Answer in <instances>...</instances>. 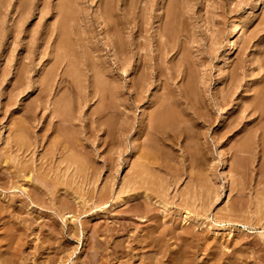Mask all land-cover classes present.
I'll return each instance as SVG.
<instances>
[{
    "label": "rangeland",
    "instance_id": "1",
    "mask_svg": "<svg viewBox=\"0 0 264 264\" xmlns=\"http://www.w3.org/2000/svg\"><path fill=\"white\" fill-rule=\"evenodd\" d=\"M75 1L76 3H74ZM252 1L253 0H109L108 3L110 2L109 5L112 7L113 11H111V14L108 15V13L99 14L98 7L100 4V0H0V174L4 175V172L7 174L10 172L14 174V172L17 170L11 164L12 162H15L16 164L18 163L17 161H19V164L21 165L24 162L23 165H28L29 167L31 165L36 166H34V168L33 166H31L29 170V172H33L34 177L37 172L41 173L39 174L40 177H42L41 175L45 173L47 176L52 172L51 169H49L51 168L49 165V159L46 157L47 151L51 149L52 138L54 136H58L59 133L63 134L65 137L67 134L68 137L70 136V139L68 140L77 139L75 141L77 149L76 151L74 150V154L78 152V159L85 163V166H87L88 162H91L92 165L95 164L94 167H96L97 173L95 172L96 177L94 176V179L93 177L91 178L93 181L95 180L93 182V186L95 185L97 186V188H101L100 186L106 184V181L107 184L109 182V187H111V185L114 183L113 185L117 191L119 187L121 188V184L125 182L126 177L128 179V173L130 172L129 164H131V161L133 159L132 157H130L132 156L130 155V145L132 142L131 140H133L134 133L133 130L130 128L134 125V127H139V120L142 118V111L149 110V112H151L155 108V106L152 104H154L157 96L165 98L166 96H170L172 94L175 98H179V100L176 98L178 100V106L175 107V109H177L176 117L173 120L171 119L170 121H165V123H156L154 126V131H157L156 133L159 132L160 134H162V136L165 137V141H160L159 143V141H157L152 135V137L150 138V142L152 143L153 141V143L151 144L149 142V147H156L159 146V144L161 145V147L159 146L160 153L157 154H159L158 156L160 158V163H162L161 167L152 168L153 170L150 174V180H152V185L159 187L160 190L162 189L161 192L164 194L166 191L167 194L163 195L164 197L162 196L163 198H161V200L158 196H152V199L155 200L157 198V200L167 204L169 210L166 211L163 218L161 217V215L160 219L164 220V222H162V224L164 223V226L166 224V226L169 225V222H171V218L173 219V222L176 221L177 224L174 223L177 225L176 227H174V231L176 232L174 234H176V237H174V234L172 235L173 237L171 235H166L167 238L165 237V239L160 242V246L162 247L158 246L154 249L144 247L141 249V247L139 246L140 244L137 243V240L142 239V236L145 235L144 230L149 227L150 221H141L139 218L137 219L136 217H134V214L132 215L133 211L131 212V210H135L134 201L132 199L128 200V198L126 200V202H128V206L125 205L124 207H122V209L117 210V212L113 211L115 209L107 210L108 212H110V214H107L108 212L106 211V215H103L102 217V215H96L99 209L93 207V204H91L90 206L92 208L88 206L90 205L89 203L92 201L88 197L84 196L86 197L85 201H88V205L84 207H82L83 205L81 203H75L73 200H70L72 199V196L69 195L76 196L78 194L79 196L82 195L81 192L80 194H76V192H74V194H69L66 188L67 186L61 187L62 184L57 183V192L55 193L56 197L55 200L52 199L55 202L52 203L53 201H51L48 196H46L43 192L41 193L40 189L43 187H41L39 184L37 185V183H35L34 181L26 183V181H24V179L19 176L16 177L15 180H17L16 182L18 185L24 186L22 187L24 192L21 193L18 190V192L16 190L12 191L11 189L9 190L5 187L4 189L2 188L4 191L0 195V203L2 205H6V199L9 196L14 197L17 204L15 210H12L11 212V209H7L5 210V212L3 211L0 216V240L2 241L5 239H9L12 245H15V252H17L16 255L18 260L17 262H19L18 264H140L142 258H146V256L150 257L148 258V260H145L144 264H150L151 261V264H177L178 259H174L175 257L174 255H172L171 251L179 250L178 252H180V249L177 248V243L179 242V240L182 239H184L185 242L190 243V249L189 252H187V254H189L187 255V258L188 260H190V264H264V115H262L264 114V108L260 109V112L254 109L256 103H259V105L264 106V0H262L260 6H258L257 9L254 10V13H252L254 15H249L248 10ZM25 3L26 5L24 6ZM71 3L73 7L71 6ZM59 13L62 15L60 16ZM59 16L60 19H58ZM241 16H243L244 19L242 29L240 30L238 35V45L236 50H234V52L230 54L231 63L229 64L228 68L224 70V66L222 65L223 61L221 60L224 56L223 47L226 41L225 39L228 37L229 32L239 21V19L242 18ZM62 17H64V22L62 20ZM106 22H112L111 24L113 25V29H108L104 25V23L106 24ZM62 23L65 25V29L61 28L60 30L64 31H57V29H59V27H57L55 32L59 33L55 34V25L58 26ZM51 29H53V31ZM71 30L72 34H70ZM68 34H70L71 36ZM59 35H63L62 37L65 36L66 38H68L66 39L67 45L65 47V52L68 51V53H71L69 57L66 56L68 58L66 61L65 56H63L65 53L62 52L63 59L60 57L59 60L61 61L62 59L63 61H61V63L63 64H60L58 60H55V56L53 58L50 52L52 50V53H54L52 47H56L55 44H57V41L60 38ZM73 36L76 39L73 38ZM121 36L122 38L126 39L127 42H129L128 44L123 43L125 45H123L121 51L122 53H119L117 51H114L116 48L113 47L112 44H114L113 42ZM46 37L48 40L46 39ZM57 37L59 38L57 39ZM78 38L80 40L79 42ZM89 39L90 41L88 42L87 40ZM45 40L47 41L45 42ZM90 42H93L96 46L93 45V43L91 44ZM72 45L74 47H72ZM81 46L83 50L81 49ZM94 46L95 48H93ZM75 48L77 49V51ZM44 49L48 51L46 52ZM48 52H50V56H52L51 59H47L49 55ZM88 54L90 56H87ZM57 55L59 54L57 53ZM71 56L75 57L72 58ZM56 57L59 58V56ZM70 57L72 59V62H74L73 65L70 62L71 59L69 60ZM79 57L82 60H80ZM92 60L94 63L89 62ZM77 61L79 63V68L81 67L80 69L78 68V66H76L78 65ZM80 61L84 64L80 63ZM69 62L71 63V65H69ZM88 62L90 65H88ZM140 62L142 63V66L140 65ZM54 64H57L56 67ZM102 64L105 66H103ZM138 64L140 65L139 70L144 68V66H147L146 69H144V73L146 72L147 75L149 74L151 76L152 81L150 79L149 81L152 82V85H150V89L147 92V96L152 98V102H145L143 103V105L139 104L138 106H134L133 109L131 108L132 110H128L129 107L127 105L129 101L127 98H125L126 93L120 96L116 94V96L114 97L110 96L109 90L112 85H115V88L119 87L122 81L124 83L123 85H125L127 90V87H129L130 80L133 78V76H135V74H133V70L136 66H138ZM26 65L28 67H25ZM67 65H69V67L76 66L74 68V71L79 74V77L77 76L78 74H75L72 68L69 69V67H66ZM86 65H88V68H90V70H88ZM117 65L120 67H118V72L116 73L115 67ZM85 67L88 71L85 69ZM67 68L69 70H66ZM104 68H106V70L110 68L112 71H114H111L112 73L109 72L108 77L112 76L111 74L116 75L113 76L112 79L106 78L107 74H104V77V75L102 74ZM152 69L159 74V77H157L156 75L154 76V72ZM25 70H27L28 72ZM55 70H57V72H55ZM70 70L74 73H71ZM78 70L80 72L82 71L81 73L84 72L86 74L85 75L83 73L85 80L81 81V79H83V75L80 74ZM26 72L28 73V75ZM59 72L61 73L56 75V73ZM88 72L95 74L96 76H93ZM25 73L28 76H26L27 78L23 76L25 75ZM62 73H67V75L63 77ZM42 74H44L43 77ZM74 74L77 78H79L78 80L76 77H74ZM90 75H92L94 78H92V76ZM54 76H56V79ZM48 77H50V79ZM60 77L64 78L66 81L63 79V82L58 83L57 79L59 80ZM89 77L92 79V81H101L100 83L98 82L100 86H108L106 87L107 89H104V91L102 92L106 94L108 93L109 95L107 94L108 96H106L105 94V97H102L101 102L98 95H96L94 98L92 97L89 99L91 103L88 100L85 101L89 104L88 105L84 102V99L81 98H85L84 96H91V94L88 95L89 92H87V88L91 89V87H87V84L91 86V79ZM114 77H116V79ZM101 78H103L104 80L102 79V81ZM71 81H75L77 83ZM39 82H42L41 84L43 85H41ZM24 83L26 88L24 86ZM26 83L28 86H30L29 88H27L28 86L26 85ZM52 83L54 84L52 85ZM22 84L24 87H22ZM45 84L53 86L52 92H49L51 91V87H47V85ZM76 84H78L79 86ZM81 84L83 85V87H80L82 86ZM74 85L76 86V88L78 86V89H76ZM162 86H164L163 89L161 88ZM19 87H22V92L19 91ZM54 87H57V90ZM47 88L48 90L44 91V89ZM81 88L83 89V92L81 91ZM14 89L16 90V92ZM85 89L87 95H85ZM122 89L123 91H125V88ZM43 91L45 92V94L43 93ZM156 91L158 93H156ZM11 92L14 93L11 94ZM154 92L158 94L156 95V97ZM178 92L180 93L181 99L179 94H176ZM72 93H74L75 95H72ZM76 93H78V95L79 93H81L80 97L77 96ZM74 96L78 98V101L80 100V103L78 102V104H75L77 99ZM222 96L223 99H221ZM61 97H63L64 100ZM226 97L230 101H228ZM165 99H167V97ZM35 102H37L38 104L40 103L39 106L42 107H39L38 104H36ZM45 103L46 105H44ZM168 103L170 102L167 101V104ZM65 104L68 105V107H66ZM186 105L189 108L186 107ZM60 106L61 116L67 117L68 115L67 119L71 122V126H68L69 124L67 123H69V121H66L62 122V124H66V127H58L59 123L57 122V120H55V117L52 116L50 108L58 109L60 108ZM97 107L102 108L101 112L103 111V109H108L107 107H109V109H112L113 113H111L112 111L109 112V115L103 117L101 121L94 119L91 116L92 113L94 114L93 110L97 109ZM149 107L151 108V110L149 109ZM116 109L118 110L116 111ZM31 110L32 112H30ZM78 111H80V113ZM106 111L107 110H105V112ZM66 112L68 113L66 114ZM120 113L124 114L122 115ZM77 116L79 118H77ZM33 117H35L37 121L35 118L33 119ZM80 117L84 119L85 122ZM27 118V124L29 125L24 123L27 121ZM51 119L54 120V122ZM126 122L129 125L126 126ZM51 123H53L54 125ZM103 123L105 126L102 125ZM119 123H121L122 127L125 128L120 129L121 125L119 126ZM178 123H180V127ZM123 124H125V126ZM54 126L56 128H54ZM77 127L78 129L79 127L81 129L78 130ZM155 127H159V129L155 130ZM128 129H130V131ZM29 130L31 135L29 133ZM62 130L64 131L62 132ZM80 131L82 134L80 133ZM106 131L109 133L108 136ZM84 133L86 136L84 135ZM87 133L90 134L88 135ZM163 133L165 134V136ZM20 134H22V136ZM42 134H44L45 138L42 136ZM79 134L81 135V137ZM14 135H16L17 137ZM19 135L23 137V140L25 139V142L27 140V145L34 144L33 146H35V142L39 143H37L38 145H36L35 148L32 145L28 146V151H26L24 154L21 148L19 149V151L17 150L18 148H16L17 146L14 145L15 139H21ZM32 135L34 137H32ZM76 135H78L79 137ZM82 135H84L85 137H82ZM25 136H27L28 139L25 138ZM109 136L111 137L109 138ZM122 136L124 141H120V137L122 138ZM173 136L175 140H173ZM86 137L89 140H85ZM9 138H12L13 140H9ZM82 138H84V141ZM108 138L112 140L107 141L109 140ZM29 139L31 143H29ZM99 140L103 143L101 142L100 144ZM103 140H106L107 145L104 144L105 142ZM85 141H88L89 145L86 144L87 142ZM168 142L172 144L170 145L168 144ZM12 144L13 147L15 146L14 148L16 150L11 147ZM79 144L80 146L78 148ZM92 145H94L96 152L92 154L93 156L89 153L91 151V147H93ZM103 147L110 149V151H113H107L108 149H105ZM80 148L81 151H78ZM96 148L98 151H96ZM115 148L117 149L116 151ZM129 148L130 150H128ZM5 149H9L7 151L8 154H6L7 152ZM1 150L4 151L2 152ZM14 151L17 153H14ZM74 151L72 150V152ZM118 151L120 152L118 153ZM12 152L14 154H12ZM80 153H82L83 155ZM22 154L24 156H22ZM10 155H12V157ZM28 155L32 157L28 158ZM44 156L45 160L43 159ZM108 157L111 158L109 160L110 164L108 162V164L105 166V163H103V161ZM129 157L131 158V160ZM15 159L17 160L15 161ZM19 159L22 160L20 161ZM224 159L227 161V165L225 164L224 166H222L221 162ZM56 160H58V158ZM92 160H94L96 163H93ZM102 163L104 166L102 165ZM40 165H42V170L38 169ZM9 166L13 167V170ZM39 168H41V166ZM43 168L46 169V171ZM61 168L63 169V166ZM26 171H24V173L23 171H21V173L25 176L31 174L28 173V169ZM46 176L44 177L46 178ZM67 176H69V174H66V176H64L65 178H63V176H60L59 174V177L61 178H58L60 181H63V184L68 182L70 183L71 175L69 177ZM107 176L108 178H105ZM74 178H77V180L73 179L74 181L72 180L71 185L68 183L70 187H75L78 185L80 188H83L81 190L84 192L87 188H94V190L97 189L95 186L93 187L91 185V179H89L91 181V184L89 186L86 182L87 180L85 179V177L79 178L77 176H74ZM166 178L167 180H169L170 178V182H168ZM109 179L113 183H110ZM11 182L12 180L10 179V182H7V184L10 183V185H12ZM73 182L75 183L73 184ZM156 183L160 184L157 185ZM169 183H171V185L166 186ZM38 186H40L41 188L39 189ZM165 186L167 189L165 188ZM58 187L60 188L58 189ZM2 195H5L4 197H6L7 195L6 199H4ZM58 196H61V198L59 199ZM165 196H167V198ZM170 196L172 197L170 198ZM62 197L64 200H67L68 203H72L71 206H69L70 209L66 206H62L64 209L61 207L62 210H57V207L55 206L61 205L60 200H62ZM186 197H188V200L190 201H188ZM47 199H49V201ZM168 201L171 203H169ZM186 201L187 204L185 203ZM31 203H33L34 207H30L29 210L27 206L29 204L31 205ZM74 204L75 208L78 207L77 205H80L83 210L80 209V206L77 210L74 209ZM54 207L56 211H58V214H55ZM152 207L154 212H159L161 208L160 206L154 205ZM178 207H183L184 209H179ZM186 209L190 210L187 211L190 212L189 215L191 214L190 217H192L190 218L191 221L189 220L188 222H186V224H183V221L181 220V214ZM78 210L85 212L78 213ZM67 212L73 214V216L76 215L74 216L76 221L71 223H68L69 221H67L65 224V222L61 220L60 215H62L63 213L65 214ZM170 212L172 214H169ZM77 213L80 215H78ZM93 214H95L96 216L93 217ZM174 214L177 216H175ZM107 216L109 217L108 219ZM120 216H124L125 219L121 218ZM129 217H131L133 221ZM127 218L129 219L127 220ZM112 222L114 223L112 224ZM75 223L78 225V229L76 228ZM121 223H123V225ZM219 224H223L222 229H219ZM178 225H180V227H178ZM184 225L188 227H185ZM102 226L104 228L105 226L108 228L104 229ZM23 227L26 229H24ZM96 227H98V230ZM177 228L178 230H175ZM186 228L187 230H190V233H188L190 235L187 234L186 236V234H183V237L178 238V233H183L184 229ZM102 229H104L102 231L103 233L101 232ZM108 229L109 231H107ZM95 231H98L96 235ZM4 233H7V235ZM104 235L107 237H105ZM138 235L140 238L138 237ZM191 236L192 238H194L192 239ZM169 237L170 239H168ZM106 241H108V243ZM51 243L53 245H51ZM0 244H2L0 245V248H3L4 251L6 249V244L2 242H0ZM225 245L227 246V249L225 248ZM92 248L94 250H92Z\"/></svg>",
    "mask_w": 264,
    "mask_h": 264
},
{
    "label": "bare ground",
    "instance_id": "2",
    "mask_svg": "<svg viewBox=\"0 0 264 264\" xmlns=\"http://www.w3.org/2000/svg\"><path fill=\"white\" fill-rule=\"evenodd\" d=\"M2 1V0H1ZM7 1V0H6ZM24 1V0H23ZM59 1H61V0H59ZM109 1V0H108ZM108 1L107 0H100V4H99V7H98V11H99V14H106V13H108V15H110L111 14V11H113L112 10V7L109 5V3H108ZM125 1V0H124ZM254 1V2H253ZM252 2H251V4H250V6H249V10H248V14L250 15H254V14H252V13H254V10H256L257 9V7L258 6H260V4H261V1L262 0H253ZM70 2V1H69ZM131 2V1H130ZM30 3V2H29ZM58 3V2H57ZM63 3V2H62ZM62 3H60V4H62ZM74 3H76V1L74 2ZM111 3H112V1H111ZM127 3H128V1H127ZM143 3V2H142ZM7 4H8V2H7ZM6 4V5H7ZM20 4H22V3H20ZM15 5H17V4H15ZM14 5V6H15ZM26 5V3L24 4V6ZM55 5V4H54ZM65 5V4H64ZM74 5V4H73ZM112 5V4H111ZM169 5V4H168ZM19 6H21V5H19ZM23 6V7H24ZM71 6H72V3H71ZM129 6V5H128ZM167 6V5H166ZM6 7V6H5ZM4 7V8H5ZM18 7V6H17ZM68 7V6H67ZM73 7V6H72ZM116 7V6H115ZM0 8H1V6H0ZM28 8V7H27ZM61 8V7H60ZM131 8V7H130ZM7 9V8H6ZM17 9V8H16ZM62 9V8H61ZM64 9V8H63ZM71 9V8H70ZM115 9V8H114ZM68 10V9H67ZM168 10V9H167ZM58 11V10H57ZM131 11V10H130ZM5 12H7V11H5ZM21 12H22V10H21ZM58 13V12H57ZM62 13V12H61ZM66 13V12H65ZM169 13V12H168ZM256 13V12H255ZM19 14V13H18ZM60 14V13H59ZM124 14V13H123ZM62 14H60V16H61ZM67 15V14H66ZM125 15V14H124ZM246 15V14H245ZM22 16H24V15H22ZM60 16H59V18L58 19H60ZM64 16V15H63ZM75 16V15H74ZM244 16V15H243ZM243 16H241L242 18L241 19H239V21L235 24V26L231 29V31H230V29H229V34H228V37L225 39L226 41H225V44H224V50H223V54H224V56L222 57V60L221 61H223L222 62V65L224 66V70H226L227 68H228V66H229V64L231 63V57H230V54L232 53V52H234V50H236V48H237V45H238V35H239V32H240V30L242 29V24H243ZM127 17V16H126ZM63 18L64 17H62V20H63ZM100 18V17H99ZM114 18V17H113ZM113 18H111V19H113ZM83 19V18H82ZM172 19H173V17H172ZM134 20V19H133ZM75 21V20H74ZM102 21V20H101ZM115 21H117V20H115ZM131 21V20H130ZM55 22H57V21H55ZM54 22V23H55ZM63 22H64V20H63ZM104 22V21H103ZM124 22V21H123ZM60 23V22H59ZM112 23V22H111ZM111 23H107L106 22V24L104 23V25L109 29V28H111V29H113V25L111 24ZM121 23V22H120ZM127 23H128V20H127ZM170 23V22H169ZM56 24V23H55ZM54 24V25H55ZM164 24V23H163ZM65 25L62 23V24H59L58 26H56L55 25V27L56 28H54V33L56 34V33H59V32H55L56 31V29H57V27H59V29H57V31L58 30H60L61 28L62 29H65V27H64ZM67 26V25H66ZM127 26V25H126ZM54 27V26H53ZM166 27V26H165ZM105 28V27H104ZM106 28V29H107ZM167 28H169V27H167ZM116 29V28H115ZM120 29V28H119ZM52 31H53V29H51ZM170 30H172V29H170ZM169 30V31H170ZM60 31H64V30H60ZM68 31V30H67ZM120 31V30H119ZM48 32V31H47ZM70 32V31H69ZM68 32V33H69ZM112 32V31H111ZM50 33V32H49ZM53 33V32H52ZM62 33V32H61ZM65 33V32H64ZM81 33V32H80ZM171 33V32H170ZM63 34V33H62ZM67 34V33H66ZM70 34H72V30H71V33ZM70 34H68V35H70ZM74 34V33H73ZM115 34V33H114ZM172 34V33H171ZM170 34V35H171ZM1 35V34H0ZM58 35V34H57ZM65 35V34H64ZM83 35V34H82ZM52 36V35H51ZM60 36V35H59ZM63 36V35H62ZM62 36H60V38L59 37H57V39H58V41H57V44H55L56 45V47H52V49H53V51H54V53H52V50L50 51L51 52V54H52V56H53V58H54V56H55V60H58V62L60 63V64H63V63H61V61H63L62 59V57L63 56H65V60L67 61V57L66 56H68L69 57V55H71V53L69 54L68 53V51L67 52H65L66 51V49H65V47H66V45H67V40L66 39H68V38H66L65 36L64 37H62ZM71 36V35H70ZM69 36V37H70ZM74 36H75V34H74ZM73 36V38H75ZM84 36V35H83ZM82 36V37H83ZM109 36V35H108ZM166 36V35H165ZM172 36V35H171ZM115 37V36H114ZM88 38V37H87ZM93 38V37H92ZM46 39H47V37H46ZM70 39V38H69ZM76 39V38H75ZM81 39V38H80ZM48 40V39H47ZM47 40H45V42L47 41ZM50 40V39H49ZM53 40V39H52ZM85 40V39H84ZM168 40V39H167ZM80 40H79V38H78V42H79ZM88 42L90 41V39L89 40H87ZM129 42V41H128ZM128 42H127V40L126 39H124V38H122V36L121 37H118L113 43L114 44H112V46L113 47H115L116 49L114 50L115 52L117 51V52H119V53H122L121 51H122V48H123V45H125V44H123V43H127L128 44ZM54 43V42H53ZM76 43V42H75ZM85 43V42H84ZM87 43V42H86ZM91 43V42H90ZM93 43V42H92ZM91 43V44H92ZM96 43V42H95ZM41 44V43H40ZM73 44H74V42H73ZM78 44V43H77ZM93 45H95L94 43H93ZM164 45V44H163ZM162 45V46H163ZM47 46H48V44H47ZM46 46V47H47ZM54 46V45H53ZM84 46H86V45H84ZM83 46V47H84ZM96 46V45H95ZM95 46L93 47V48H95ZM28 47V46H27ZM45 47V48H46ZM69 47V46H68ZM72 47H74L73 45H72ZM76 47V46H75ZM79 47V46H78ZM91 47V46H90ZM112 47V48H113ZM39 48V47H38ZM50 48V47H49ZM48 48V49H49ZM97 48H99V47H97ZM111 48V49H112ZM167 48V47H166ZM76 49V48H75ZM80 49V48H79ZM81 49H82V46H81ZM80 49V50H81ZM89 49V48H88ZM30 50V49H29ZM46 52L48 51V50H46V49H44ZM74 50V49H73ZM83 50V49H82ZM96 50V49H95ZM129 50V49H128ZM76 51H77V49H76ZM87 51H89V50H87ZM130 51V50H129ZM24 52V51H23ZM29 52V51H28ZM31 52V51H30ZM50 52H48V58L47 59H51L52 58V56H50L51 54H50ZM56 52V53H55ZM62 52H64L65 54L62 56ZM93 52V51H92ZM137 52V51H136ZM57 53L59 54V55H57ZM80 53V52H79ZM81 53H83V52H81ZM68 54V55H67ZM93 54V53H92ZM95 54V53H94ZM28 55V54H27ZM26 55V56H27ZM45 55V54H44ZM78 55V54H77ZM85 55V54H84ZM104 55V54H103ZM117 55V54H116ZM120 55V54H119ZM169 55V54H168ZM253 55V54H252ZM39 56V55H38ZM46 56V55H45ZM49 56H50V58H49ZM56 56H59V58L58 57H56ZM87 56H90L89 54L87 55ZM32 57V56H31ZM60 57L62 58L61 59V61L59 60L60 59ZM72 57V56H71ZM71 57L69 58V60L71 59ZM75 56H73L72 58H74ZM130 57V56H129ZM80 58V57H79ZM81 58H82V55H81ZM80 58V60H82ZM85 58V57H84ZM95 58V57H94ZM93 58V59H94ZM100 58V57H99ZM98 58V59H99ZM115 58V57H114ZM146 58H148V57H146ZM24 59H25V56H24ZM28 59V58H27ZM97 59V60H98ZM54 60V59H53ZM64 60V61H65ZM68 60V61H69ZM78 60V59H77ZM85 60V59H84ZM117 60H118V58H117ZM147 60H149V59H147ZM49 61V60H48ZM79 61V60H78ZM78 61H77V63H78ZM86 61H87V58H86ZM86 61H84V62H86ZM100 61V60H99ZM153 61V60H152ZM156 61H158V60H156ZM155 61V62H156ZM57 62V61H56ZM70 62L72 63V65L74 64V62H72V59L70 60ZM69 62V63H70ZM90 63L91 62H93V60L92 61H89ZM89 62H88V65H90L89 64ZM119 62V61H118ZM148 62V61H147ZM64 63H67V62H64ZM71 63L69 64V65H71ZM80 63H82L81 61H80ZM94 63V62H93ZM120 63V62H119ZM149 63V62H148ZM160 63V62H159ZM24 64V63H23ZM25 64H27V63H25ZM32 64V63H31ZM82 64H84V63H82ZM86 64V63H85ZM101 64V63H100ZM125 64V63H124ZM142 63L140 62V65H141ZM156 64V63H155ZM27 65H29V64H27ZM25 66V67H28V66ZM53 65V64H52ZM55 65V64H54ZM57 65V64H56ZM56 65H55V67H56ZM59 65V64H58ZM69 65H67L66 67H69ZM88 65H86L87 66V68H88ZM103 65V64H102ZM131 65V64H130ZM140 65L138 64V66H136L135 68H134V70H133V74H135V76H133V78L130 80V83H129V87H127V90H126V87H125V85H123L124 83H123V81L120 83V85H119V87H116L115 88V85H112L111 86V88H110V90H109V88H108V90L110 91L109 93H110V96H116V94L118 95V96H120V95H123L124 93H126V97L125 98H127L128 99V101H129V103H128V107H129V109L128 110H130L131 108L133 109V107L134 106H138L139 104H141V105H143V103H145V102H149V103H151L152 102V98H150V97H148L147 95V92L149 91V89H150V85H152V80H151V76L148 74L147 75V73L145 72L144 73V69H146V67L144 66V68H140L141 70H139V67H140ZM62 66V65H61ZM76 66H78V68H79V63H78V65H76ZM75 66V67H76ZM93 66V65H92ZM103 66H105V65H103ZM142 66V65H141ZM151 66V65H150ZM149 66V67H150ZM158 66V65H157ZM49 67V66H48ZM60 67V66H59ZM58 67V68H59ZM75 67H69V69L70 68H72V70L74 71V68ZM96 67H97V65H96ZM100 67V66H99ZM109 67V66H108ZM111 67V66H110ZM118 67H120V66H116L115 67V72L117 73L118 71ZM153 67V66H152ZM155 67V66H154ZM182 67V66H181ZM63 68V67H62ZM81 68V67H80ZM79 68V69H80ZM87 68L85 67V69L87 70ZM93 68V67H92ZM186 68V67H185ZM27 69V68H26ZM52 69H53V66H52ZM57 69V68H56ZM60 69V68H59ZM58 69V70H59ZM68 68L66 69V70H69ZM94 69H95V67H94ZM101 69V68H100ZM148 69V68H147ZM151 69V68H150ZM161 69V68H160ZM18 70V69H17ZM21 70H22V67H21ZM28 70V69H27ZM27 70H25V71H27ZM45 70V69H44ZM76 70V69H75ZM82 70V69H81ZM88 70H90V68H88ZM87 70V71H88ZM119 70H120V68H119ZM153 70V69H152ZM47 71V70H46ZM61 71V70H60ZM73 71H71L70 70V72L72 73ZM79 71V70H78ZM84 71V70H83ZM87 71H86V73H87ZM98 71V70H97ZM112 70L110 69V68H108L107 70H106V68H104V70H103V72H102V74L104 75V74H107V77L106 78H113V76H115L116 74H111L112 76H110V77H108V73L109 72H111ZM147 71V70H146ZM148 71H150V70H148ZM18 72V71H17ZM23 72V71H22ZM28 72V71H27ZM26 72V73H27ZM49 72V71H48ZM52 72V71H51ZM55 72H57V70H55ZM62 72V71H61ZM61 72H59V73H56V75L57 74H60ZM68 72V71H67ZM75 72V71H74ZM73 72V73H74ZM80 72V71H79ZM82 72V71H81ZM80 72V74H82L83 76V79H81V81L82 80H85L84 78V74L83 73H81ZM91 72V71H90ZM90 72H88L89 74H92V73H90ZM112 72H114V71H112ZM111 72V73H112ZM123 72V71H122ZM152 72V71H151ZM153 72H154V76L156 75L157 77H159V74L156 72V71H154L153 70ZM225 72V71H224ZM229 72V71H228ZM26 73H25V75H23V76H27L28 75V73H27V75H26ZM50 73V72H49ZM93 73H94V70H93ZM172 73V72H171ZM23 74V73H22ZM53 74H54V72H53ZM70 74V73H69ZM75 74H78V73H76L75 72ZM75 74H74V77H76L75 76ZM99 74V73H98ZM167 74V73H166ZM43 75L44 74H42V77H43ZM49 75V74H48ZM51 75V74H50ZM62 75H63V77L65 76V75H67V73L66 74H63L62 73ZM86 75V74H85ZM93 76L95 75V74H92ZM92 75H90V76H92ZM102 75V76H103ZM168 75V74H167ZM15 76V75H14ZM22 76V75H21ZM59 76H61V75H59ZM69 76V75H68ZM71 76V75H70ZM72 76H73V74H72ZM78 77H79V74L77 75ZM92 76V78H94ZM96 76V75H95ZM20 77V76H19ZM28 77V76H27ZM26 77V78H27ZM55 77V79H56V76H54ZM58 77V76H57ZM80 77H81V75H80ZM104 77H105V75H104ZM22 78V77H21ZM49 79H50V77H48ZM66 78H68V77H66ZM77 78V77H76ZM90 78V77H89ZM100 78V77H99ZM115 79H116V77H114ZM165 78V77H164ZM169 78V77H168ZM63 79L64 78H62V77H60L59 78V80L57 79V81H58V83H61V82H63ZM79 78H77V80H78ZM91 79V78H90ZM89 79V80H90ZM96 79H97V77H96ZM103 78H101V80H102ZM149 79L151 80V81H149ZM184 79H185V77H184ZM23 80V79H22ZM25 80V79H24ZM48 80V79H47ZM52 80V79H51ZM65 80V79H64ZM69 80V79H68ZM67 80V81H68ZM74 80H76V79H74ZM104 80V79H103ZM102 80V81H103ZM114 80V79H113ZM164 80V79H163ZM187 80V79H186ZM50 81V80H49ZM49 81H48V84H49ZM55 81V80H54ZM66 81V80H65ZM112 81V80H111ZM27 82V81H26ZM71 82H75V81H71ZM79 82V81H78ZM98 80L96 81V80H94V81H92V79H91V86H89V84H87L86 86L87 87H91V89H89V88H87V87H84V88H87L88 89V91L87 92H89L88 93V95L89 94H91V96H84L85 98H81V99H84V102L85 101H89V99L90 98H94L96 95H98V97L100 98V102L102 101L101 99H102V97L106 94V93H104V92H102V91H104V89H107L106 87H108V86H106L105 85V87H103V86H100L99 84H98ZM101 82V81H100ZM99 82V83H100ZM151 82V83H150ZM169 82V81H168ZM17 83H18V81H17ZM29 83V82H28ZM40 83V82H39ZM42 83V82H41ZM40 83V84H41ZM45 83V82H44ZM68 83V82H67ZM75 83H77V82H75ZM81 83V82H80ZM83 83V82H82ZM88 83V82H87ZM39 84V85H40ZM48 84H45V85H47V87H51V91H49V92H52V85L54 84V83H52V85H48ZM55 84H56V82H55ZM65 84V83H64ZM103 84V83H102ZM105 84H106V82H105ZM17 85V84H16ZM26 85H27V83H26ZM38 85V84H37ZM41 85H43V84H41ZM40 85V86H41ZM61 85V84H60ZM76 85H78V84H76ZM82 85V84H81ZM104 85V84H103ZM24 86H25V83H24ZM23 86V84H22V87H24ZM28 86V85H27ZM34 86H36V85H34ZM39 86V87H40ZM59 86V85H58ZM75 86V85H74ZM79 86V85H78ZM78 86H77V88H76V86H75V88L76 89H78ZM15 87V86H14ZM13 87V88H14ZM21 87V88H22ZM30 86H28L27 88H29ZM32 87V86H31ZM42 87V86H41ZM61 87V86H60ZM80 87H83V85L82 86H80ZM163 87L164 86H162L161 88L163 89ZM231 87V86H230ZM20 88V87H19ZM20 88V92H22L23 91V89H21ZM25 88H26V86H25ZM43 88V87H42ZM45 88V87H44ZM56 90H57V87H54ZM74 88V87H73ZM122 88H125V91H123V89ZM167 88V87H166ZM37 89V88H36ZM39 89V88H38ZM66 89H67V87H66ZM75 89V90H76ZM82 89V88H81ZM80 89V90H81ZM169 89V88H168ZM7 90V89H6ZM15 90V89H14ZM22 90V91H21ZM31 90V89H30ZM33 90V89H32ZM45 90H48V88L47 89H44V91ZM59 90V89H58ZM74 90V89H73ZM173 90V89H172ZM171 90V91H172ZM224 90V89H223ZM12 91V90H11ZM18 91V90H17ZM43 91V93L45 94V92ZM66 91V90H65ZM68 91V90H67ZM71 91V90H70ZM82 92H83V89L81 90ZM100 91V92H99ZM159 91V90H158ZM174 91V90H173ZM179 91V90H178ZM15 92H16V90H15ZM29 92V91H28ZM55 92V91H54ZM75 92V91H74ZM76 92H78V91H76ZM85 95H87L86 94V89H85ZM106 92V91H105ZM164 92V91H163ZM187 92V91H186ZM223 92H225V91H223ZM229 92V91H228ZM10 93V92H9ZM14 93V92H13ZM12 92H11V94H13ZM19 93V92H18ZM56 93V92H55ZM156 93H158L157 91H156ZM155 92H154V94H155V97H156V95H158V94H156ZM50 94V93H49ZM69 94H70V92H69ZM68 94V95H69ZM74 93H72V95H73ZM80 94L81 93H79V95H78V93H76V95L77 96H79L80 97ZM100 94V95H99ZM108 94V93H107ZM106 94V96H108ZM165 94V93H164ZM176 94H179V96H180V93L178 92V93H176ZM188 94V93H187ZM75 95V94H74ZM159 95H161V94H159ZM169 95H170V93H169ZM13 96H16V95H13ZM46 96V95H45ZM49 96V95H48ZM60 96H63V95H60ZM71 96V95H70ZM178 96V95H177ZM10 97V96H9ZM50 97V96H49ZM74 97H76V96H74ZM105 97V96H104ZM154 97V96H153ZM167 97V99H165ZM165 98H162V97H160V96H157V98L155 99V102H154V104H152V105H154L155 106V108L151 111V112H149V110L147 111V110H143L142 111V118L139 120V123H140V125H139V127H131L130 129H132L133 130V140H131L132 142H131V145H130V148H131V154L130 155H132V156H130V157H132L133 159H132V161H131V164H129L130 166V172L128 173L129 175V177H128V179H127V177H126V180H125V182H123V184H121L122 186H121V188L119 187V189L116 191V188L114 187V183L113 182H111L110 181V179H109V181H110V183H113L112 185H111V187H109V182H108V184H107V182L105 181V183L106 184H103V186H100L101 188H97V186H95L97 189L96 190H94V188H87L86 190H85V192L84 191H82L81 189H83V188H80L78 185L77 186H75V187H70L69 186V184L71 185V183H72V180L73 179H75L74 178V176H77V177H81V178H84L85 177V179L87 180L86 182H87V184L90 186V184H91V181L89 180V179H91L92 177H93V179L96 177L95 175V172L97 173V171H96V167H94L95 166V164L94 165H92L91 164V162H86L87 163V166H85L86 164L85 163H83L82 161H80V159H78V156L79 155H77V153L76 154H74L75 153V151H76V140L77 139H75V140H73V139H71V140H68V139H70V136L68 137L67 136V134H66V137L63 135V134H60L59 133V135L58 136H54L53 138H52V143H51V149H49L48 151H47V158L49 159V165H50V167L51 168H49V169H51V171L53 172H51L50 174H48L47 176H46V173L45 174H43V175H41L42 177H40V175L39 174H41L40 172H37V174L35 175V177H34V175H33V172L31 171V172H29V170H30V167L31 166H33V168H34V166L35 165H31L30 167L28 166V165H23V163H22V165L21 164H19V161H17L18 163H16L15 164V162H12V166L17 170V171H15L14 172V174H12L11 172L10 173H5L4 172V175H2V174H0V195H1V193H3V189L6 187V188H8L9 190L11 189L12 191L13 190H18V191H20L21 193H23L24 192V190L22 189V187H24V186H21V185H18L17 184V180H15V178L16 177H19V176H21L23 179H24V181H26V183L28 182V183H30V182H32V181H34L35 183H37V185L39 184L41 187H43V188H41L40 186H38V188L41 190V193L43 192L46 196H48L49 197V199H51V201H53V200H55V193L57 192V183L59 184H62V185H64V186H62L61 185V187H65V186H67L66 188H67V191H68V193L69 194H74V192H76V194L77 193H79L80 194V192L82 193V195H79L78 196V194L76 195V196H74V195H69V196H72V199H70V200H73L75 203H81L83 206L82 207H84V206H87L88 204H87V202L85 201V198L86 197H88L90 200H92L89 204L90 205H88L89 207L91 206V204H93L94 206L93 207H96L97 209H99L98 210V212L96 213V215H102V217H103V215H106V213L108 212L107 210H110V209H115V210H113V211H116L117 212V210H120V209H122V207H124L125 205L126 206H128L127 205V203L128 202H126V200L128 199V200H130V199H132L133 201H134V209L135 210H131V212L133 211V213H132V215L134 214L135 216L134 217H136L137 219L139 218L141 221H150L149 222V227L146 229V230H144L145 231V235L144 236H142V239H140V240H137V243L138 244H140L139 246L141 247V249L142 248H144V247H148V248H150V249H154L155 247H158V246H160V242L162 241V240H164L165 239V237L167 238V236L166 235H173L174 233H176L175 231H174V227H176L177 225V223H176V221H174L173 222V219L171 218V222H169V225L168 226H164L163 224H162V222H164V220H162V219H160V216L163 218V216H164V214L166 213V211L167 210H169L168 209V206H167V204H165V203H163L162 201H159V200H157V198L155 199V200H153L152 199V196H158L159 197V199L161 200V198H163L164 196L163 195H165L166 194V191H165V194L164 193H162L161 192V190H160V188L159 187H157V186H155V185H152V180H150L151 178H150V174H151V172H152V168H157V167H161L162 166V163H160V158H159V154H157V153H160V149H159V146L161 147V145L159 144L160 143V141H162V142H164L165 141V137H163L162 136V134H160L159 132L158 133H156L155 131H154V126H155V124L156 123H160V122H164L165 123V121H170L171 119L173 120L175 117H176V112H177V109H175V107L176 106H178V100H179V98H175L172 94L170 95V96H166ZM42 98V97H41ZM44 98V97H43ZM62 99H63V97H61ZM227 98V97H226ZM228 98H229V96H228ZM228 98H227V100H228ZM8 99V98H7ZM33 99V98H32ZM40 99V98H39ZM47 99V98H46ZM49 99V98H48ZM55 99V98H54ZM60 99V98H59ZM76 99H77V103L75 102V104H78V102L80 101H78V98L76 97ZM80 99V98H79ZM113 99V98H112ZM130 99V100H129ZM180 99H181V96H180ZM221 99H223V96H222V98ZM11 100V99H10ZM14 100V99H13ZM35 100V99H34ZM38 100V99H37ZM64 100V99H63ZM67 100V99H66ZM95 100V99H94ZM105 100V99H104ZM116 100V99H115ZM118 100H121V99H118ZM190 100V99H189ZM45 101V100H44ZM51 101V100H50ZM83 101V100H82ZM98 101V100H97ZM117 101V100H116ZM127 101V100H126ZM167 101L168 102H170V103H168L167 104ZM181 101V100H180ZM186 101V100H185ZM184 101V102H185ZM228 101H230V100H228ZM41 102H43V101H41ZM48 102V101H47ZM62 102V101H61ZM64 102H67V101H64ZM90 103H91V101H89ZM104 102V101H103ZM125 102V101H124ZM183 102V101H182ZM189 102V101H188ZM36 104H38L37 102H35ZM53 103V102H52ZM80 103V102H79ZM85 103H87V102H85ZM122 103V102H121ZM148 103V104H149ZM194 103V102H193ZM60 104V103H59ZM67 104H69V103H67ZM88 104V103H87ZM100 104V103H99ZM99 104H98V106H99ZM109 104V103H108ZM180 104V103H179ZM31 105V104H30ZM40 105V103L38 104V106ZM44 105H46V103L44 104ZM43 105V106H44ZM56 105V104H55ZM80 105V104H79ZM78 105V106H79ZM84 105V104H83ZM89 105V104H88ZM124 105H125V103H124ZM146 105V104H145ZM183 105H184V103H183ZM35 106V105H34ZM58 106V105H57ZM65 106L66 107H68V105H66L65 104ZM86 106V105H85ZM91 106V105H90ZM121 106H123V105H121ZM181 106V105H180ZM252 106V105H251ZM39 107H42V106H39ZM38 107V108H39ZM72 107V106H71ZM83 107V106H82ZM101 107V106H100ZM150 107H152V106H150ZM149 107V109L151 110V108ZM186 107H188L187 105H186ZM185 107V108H186ZM194 107V106H193ZM25 108V107H24ZM32 108V107H31ZM34 108V107H33ZM47 108H50V107H47ZM108 109H103V111H104V113H103V111L101 112V110H102V108H98L97 107V109H95V110H93L94 111V114L92 113V116L91 117H93L94 119H97V120H100L101 121V119L103 118V117H105L106 115H109V112H111L112 111V109H109V107H107ZM118 108V107H117ZM126 108V107H125ZM184 108V107H183ZM189 108V107H188ZM188 108H187V110H188ZM252 108V107H251ZM262 108H264V106H262V105H259V103H256V105L254 106V109L256 110V111H258V112H260L261 110L260 109H262ZM35 109V108H34ZM33 109V110H34ZM51 109V110H50ZM49 110L51 111V114H52V116L53 117H55V120H57V122L59 123V125H58V127H63V126H65L66 127V124L64 125V124H62V122H66V121H69L68 119H67V117H68V115H67V117H65V116H61V114H60V110H61V106H60V108H58V109H55V108H50ZM76 109V108H75ZM74 109V110H75ZM82 109V108H81ZM80 109V110H81ZM94 109V108H93ZM119 109V108H118ZM118 109H116V111L118 110ZM121 109H123V108H121ZM131 109V110H132ZM145 109V108H144ZM147 109V108H146ZM37 110V109H36ZM41 110V109H40ZM83 110V109H82ZM105 110H107L106 112H105ZM120 110V109H119ZM211 110V109H210ZM69 111V110H68ZM115 111V112H116ZM30 112H32V110L30 111ZM48 112V111H47ZM79 113H80V111H78ZM78 112H76V113H78ZM122 112V111H121ZM126 112V111H125ZM181 112V111H180ZM183 112V111H182ZM192 112V111H191ZM258 112H257V114H258ZM22 113V112H21ZM29 113V112H28ZM33 113H34V111H33ZM68 112H66V114H67ZM111 113H113V111L111 112ZM117 113V112H116ZM189 113V112H188ZM194 113V112H193ZM193 113H192V115H193ZM253 113V112H252ZM25 114V113H24ZM120 114H122V113H120ZM124 114V113H123ZM122 114V115H123ZM132 114V113H131ZM187 114V113H186ZM255 114V113H254ZM76 115V114H75ZM78 115V114H77ZM94 115V116H93ZM130 115V114H129ZM135 115V114H134ZM134 115H132V116H134ZM190 115V114H189ZM262 115H264V114H262ZM28 116V115H27ZM31 116H34V115H31ZM35 116H37V115H35ZM48 116V115H47ZM51 116V115H50ZM72 116V115H71ZM88 116V115H87ZM90 116V115H89ZM90 117V118H91ZM128 117V116H127ZM24 118H25V116H24ZM35 117H33V119H34ZM42 118V117H41ZM57 118V119H56ZM76 118V117H75ZM74 118V119H75ZM77 118H79L78 116H77ZM81 118V117H80ZM89 118V119H90ZM261 118V117H260ZM31 119V118H30ZM36 119V118H35ZM54 119V118H53ZM82 119V118H81ZM80 119V120H81ZM92 119V118H91ZM125 119V118H124ZM232 119V118H231ZM26 120V119H25ZM24 120V121H25ZM52 120V119H51ZM82 120H84V119H82ZM119 120V119H118ZM182 120V119H181ZM29 121H31V120H29ZM36 121H37V119H36ZM35 121V122H36ZM50 121V120H49ZM53 122H54V120H52ZM75 121V120H74ZM76 121H77V119H76ZM92 121V120H91ZM95 121V120H94ZM179 121V120H178ZM22 122V121H21ZM27 122H28V118H27V121L26 122H24V123H26L27 124ZM84 122H85V120H84ZM98 122V121H97ZM96 122V123H97ZM103 122V121H102ZM117 122V121H116ZM115 122V123H116ZM136 122H137V120H136ZM38 123V122H37ZM41 123V122H40ZM57 123V124H58ZM74 123V122H73ZM101 123V122H100ZM106 123V122H105ZM112 123V122H111ZM124 123V122H123ZM134 123V122H133ZM138 123V124H139ZM177 123V122H176ZM23 124V123H22ZM33 124V123H32ZM51 124H53V123H51ZM67 124H69L68 126H71V122L69 121V123H67ZM76 124V123H75ZM79 124V123H78ZM94 124H95V122H94ZM117 124V123H116ZM115 124V125H116ZM126 124V126L127 125H129V124H127V122L125 123ZM125 124H123L124 126H125ZM179 124V127H180V123H178ZM186 124V123H185ZM27 125H29V124H27ZM27 125H26V127H27ZM38 125V124H37ZM50 125V124H49ZM54 125V124H53ZM55 125H56V123H55ZM74 125V124H73ZM89 125V124H88ZM98 125V124H97ZM103 126H105L104 125V123L102 124ZM121 125V127H120V129H123V128H125V127H122V124L121 123H119V126ZM162 125V124H161ZM34 126V125H33ZM36 126V125H35ZM41 126V125H40ZM51 126V125H50ZM79 126V125H78ZM83 126V125H82ZM85 126V125H84ZM99 126H101V125H99ZM110 126V125H109ZM166 126V125H165ZM169 126V125H168ZM173 126V125H172ZM15 127V126H14ZM19 127H20V125H19ZM25 127V128H26ZM31 127H32V125H31ZM42 127H43V124H42ZM87 127V126H86ZM90 127V126H89ZM88 127V128H89ZM174 127H176V126H174ZM200 127V126H199ZM226 127H227V125H226ZM234 127V126H233ZM11 128V127H10ZM53 128V127H52ZM54 128H56L55 126H54ZM74 128V127H73ZM109 128V127H108ZM128 128V127H127ZM188 128V127H187ZM260 128V127H259ZM18 129V128H17ZM23 129V128H22ZM29 129H30V127H29ZM65 129V128H64ZM67 129V128H66ZM77 129H78V127H77ZM79 129H81L80 127H79ZM78 129V130H79ZM103 129V128H102ZM110 129V128H109ZM115 129V128H114ZM130 129H128L129 131H130ZM157 129H159V127H155V130H157ZM166 129V128H165ZM11 130V129H10ZM41 130V129H40ZM50 130H51V128H50ZM53 130V129H52ZM57 130V129H56ZM60 130H61V128H60ZM97 130V129H96ZM170 130V129H169ZM39 131V130H38ZM64 130H62V132H63ZM108 131V130H107ZM106 131V132H107ZM122 131V130H121ZM160 131V130H159ZM167 131V130H166ZM173 131V130H172ZM196 131V130H195ZM18 132V131H17ZM25 132V131H24ZM23 132V133H24ZM42 132V131H41ZM76 132V131H75ZM77 132H79V131H77ZM105 132V133H106ZM112 132V131H111ZM110 132V133H111ZM175 132V131H174ZM262 132V131H261ZM11 133V132H10ZM21 133V132H20ZM28 133V132H27ZM29 133H30V130H29ZM47 133V132H46ZM68 133H69V131H68ZM80 133H81V131H80ZM123 133V132H122ZM162 133V132H161ZM218 133V132H217ZM12 134V133H11ZM15 134V133H14ZM16 134H18V133H16ZM26 134V133H25ZM24 134V135H25ZM37 134V133H36ZM55 134H57V133H55ZM54 134V135H55ZM82 134V133H81ZM88 134V133H87ZM90 134V133H89ZM88 134V135H89ZM129 134V133H128ZM164 134V133H163ZM181 134V133H180ZM21 136H22V134H20ZM19 135V136H20ZM30 135H31V133H30ZM29 135V136H30ZM46 135V134H45ZM69 135V134H68ZM72 135V134H71ZM80 135V134H79ZM84 135H85V133H84ZM84 135H82V137L84 136ZM109 135V133L107 132V136ZM127 135V134H126ZM152 135L154 136V138L157 140V141H159V143H157V144H159V146H151V147H149V142H150V138L152 137ZM257 135V134H256ZM14 136H16V135H14ZM14 136H13V139H14ZM20 136V137H21ZM28 136V135H27ZM27 136H25V138H27ZM39 136H40V133H39ZM42 136L44 137V134H42ZM74 136V135H73ZM76 136H78V135H76ZM75 136V137H76ZM86 136V135H85ZM84 136V137H85ZM120 136H121V134H120ZM164 136H165V134H164ZM170 136V135H169ZM172 136V135H171ZM175 136V135H174ZM174 136H173V140H175V138H174ZM190 136V135H189ZM17 137V136H16ZM32 137H34L33 135H32ZM32 137H30V138H32ZM48 137V136H47ZM79 137V136H78ZM80 137H81V135H80ZM91 137V136H90ZM96 137V136H95ZM111 136H109V138H110ZM23 137H21V139H15V141H14V145H16L17 147L16 148H18L17 150H19L20 148L22 149V152H24V154H25V152L26 151H28V146H30V145H32V144H30V145H27V140H26V142L22 139ZM45 138V137H44ZM49 138H50V136H49ZM107 138V137H106ZM108 138V139H109ZM168 138V137H167ZM194 138V137H193ZM217 138V137H216ZM12 138H9V140H13ZM28 139V138H27ZM36 139V138H35ZM83 139V141H84V138H82ZM95 139V138H94ZM112 139H113V137H112ZM111 139V140H112ZM117 139V138H116ZM122 139V140H121ZM85 140H89L87 137L85 138ZM107 140V139H106ZM106 140L104 141L105 143L104 144H106L107 142H106ZM110 139L109 140H107V141H111ZM172 140V141H173ZM32 141V140H31ZM34 141V140H33ZM37 141H38V139H37ZM69 141V142H68ZM98 141V140H97ZM120 141H124L123 140V136H122V138L120 137ZM156 141V142H157ZM7 142H8V140H7ZM13 142V141H12ZM11 142V143H12ZM82 142V141H81ZM85 142H87L86 144H88V141H85ZM93 142V141H92ZM99 142H100V144H101V142L102 141H100L99 140ZM129 142V141H128ZM156 142H155V144H156ZM9 143H10V141H9ZM29 143H31L30 142V139H29ZM33 143V142H32ZM37 143H39V142H37ZM36 142H35V144L36 145H38ZM46 143V142H45ZM78 143V142H77ZM103 143V142H102ZM113 143V142H112ZM112 143H109V144H112ZM121 143H123V142H121ZM151 143V142H150ZM152 143H153V141H152ZM151 143V144H152ZM167 143V142H166ZM174 143V142H173ZM82 144V143H81ZM91 144V143H90ZM96 144V143H95ZM162 144V143H161ZM168 144H170L169 142H168ZM172 144V143H171ZM170 144V145H171ZM10 145V144H9ZM34 145V144H33ZM32 145V146H33ZM35 145V146H36ZM89 145V144H88ZM99 145V144H98ZM107 145V144H106ZM114 145V144H113ZM120 145V144H119ZM123 145V144H122ZM35 146H33L34 148H35ZM43 146V145H42ZM79 146H80V144L78 145V148H79ZM93 147H91V151L89 152L91 155L92 154H94V152H95V147H94V145H92ZM100 146V145H99ZM104 146V145H103ZM165 146V145H164ZM239 146V145H238ZM8 147V146H7ZM11 147H13V144H12V146ZM10 147V148H11ZM15 147V146H14ZM13 147V148H14ZM32 147V148H33ZM39 147V146H38ZM44 147V146H43ZM48 147V146H47ZM84 147V146H83ZM82 147V148H83ZM86 147V146H85ZM112 147V146H111ZM118 147V146H117ZM129 147V146H128ZM33 148V149H34ZM88 148V147H87ZM103 148H105V147H103ZM119 148H122V147H119ZM130 148L128 149V150H130ZM149 148H151V149H149ZM15 149V148H14ZM38 149V148H37ZM84 149V148H83ZM100 149V148H99ZM105 149H108V148H105ZM124 149H125V147H124ZM159 149V150H158ZM259 149V148H258ZM6 150V149H5ZM9 149H7L6 150V152L8 151ZM12 150V149H11ZM16 150V149H15ZM31 150V149H30ZM72 150L74 151V152H72ZM88 150V149H87ZM117 149L115 148V151H116ZM121 150V149H120ZM2 151V150H1ZM4 151V150H3ZM2 151V152H3ZM20 151V150H19ZM32 151V150H31ZM78 151H81V148L78 150ZM96 151H98L97 150V148H96ZM102 151V150H101ZM104 151V150H103ZM107 151H110V149H108ZM111 151H113V150H111ZM110 151V152H111ZM124 151V150H123ZM35 152H36V150H35ZM45 152V151H44ZM120 151H118V153H119ZM14 153H17V152H15L14 151ZM13 152H12V154H14ZM96 153V152H95ZM113 153V152H112ZM115 153V152H114ZM117 153V152H116ZM242 153V152H241ZM6 154H8V152L6 153ZM9 154H11V153H9ZM28 154V153H27ZM33 154V153H32ZM45 154V153H44ZM80 154H82V153H80ZM99 154V153H98ZM261 154V153H260ZM18 155H19V153H18ZM31 155V154H30ZM83 155V154H82ZM81 155V156H82ZM103 155V154H102ZM117 155V154H116ZM11 157H12V155H10ZM22 156H24L23 154H22ZM35 156V155H34ZM86 156V155H85ZM93 156V155H92ZM94 156H96V155H94ZM171 156V155H170ZM15 157H16V155H15ZM18 157V156H17ZM19 157H21V156H19ZM29 157H32V156H29L28 155V158ZM100 157V156H99ZM111 157V156H110ZM129 157V158H130ZM224 157V156H223ZM27 158V159H28ZM45 158V156L43 157V159ZM58 158V160H56ZM84 158V157H83ZM91 158H94V157H91ZM90 158V159H91ZM115 158V157H114ZM13 159H14V156H13ZM26 159V160H27ZM35 159V158H34ZM39 159V158H38ZM47 159V160H48ZM111 158H106V159H104V161H103V163H105V166L108 164V162H109V160H110ZM3 160V159H2ZM17 159H15V161H16ZM20 160V159H19ZM22 160V159H21ZM20 160V161H21ZM29 160H31V159H29ZM41 160V159H40ZM45 160V159H44ZM82 160V159H81ZM83 160H85V159H83ZM95 160V159H94ZM94 160H92L93 161V163H96ZM101 160H103V159H101ZM130 160H131V158H130ZM4 161V160H3ZM13 161V160H12ZM34 161V160H33ZM90 161V160H89ZM27 162V161H26ZM45 162V161H44ZM227 161L224 159L221 163H222V166H224L225 164L227 165V163H226ZM9 163V162H8ZM40 163V162H39ZM103 163H102V165H103ZM115 163V162H114ZM118 163V162H117ZM129 163V162H128ZM4 164V163H3ZM33 164V163H32ZM37 164V163H36ZM43 164V163H42ZM46 164V163H45ZM85 164V165H84ZM109 164H110V162H109ZM30 165V164H29ZM44 165V164H43ZM116 165V164H115ZM4 166V165H3ZM41 166V168H39ZM39 167H38V169H40V170H42V165H40ZM45 166V165H44ZM43 166V167H44ZM47 166V165H46ZM63 166V169L61 168ZM104 166V165H103ZM6 167V166H5ZM4 167V168H5ZM11 169L13 168V167H11V166H9ZM36 167V166H35ZM166 167V166H165ZM33 168H32V170H33ZM46 168V167H45ZM103 168H105V167H103ZM170 168H171V166H170ZM173 168V167H172ZM2 169V168H1ZM28 169V173H31V174H29L28 175V173H27V175L28 176H25L24 174H22L21 173V171H23V173H24V171H26ZM44 169V168H43ZM99 169V168H98ZM109 169H110V167H109ZM13 170V169H12ZM39 170V171H40ZM45 171H46V169H44ZM100 170V169H99ZM103 170V169H102ZM172 170V169H171ZM170 170V171H171ZM174 170H175V168H174ZM50 171V170H49ZM107 171V170H106ZM157 171V170H156ZM18 172H19V174H18ZM27 172V171H26ZM71 172H72V174H71ZM155 172V171H154ZM168 172V171H167ZM3 173V172H2ZM43 173V172H42ZM49 173V172H48ZM165 173H166V170H165ZM54 174V175H53ZM59 174H60V176H63V178H65L64 176H66V174H69V176H70V178H71V182L68 184V183H64L63 184V181H60L59 180V178H61V177H59ZM110 174V173H109ZM101 175V174H100ZM112 175V174H111ZM115 175V174H114ZM158 175V174H157ZM168 175V174H167ZM44 176H46V178L44 177ZM69 176H67V177H69ZM95 176V177H94ZM98 176V175H97ZM126 176V175H125ZM152 176V175H151ZM174 176V175H173ZM173 176H171V177H173ZM177 176V175H176ZM59 177V178H58ZM103 177V176H102ZM153 177V176H152ZM157 177V176H156ZM169 177V176H168ZM105 178H108V176L107 177H105ZM154 178V177H153ZM10 179L12 180V185H10V183H8L7 184V182H10ZM19 179V178H18ZM97 179V178H96ZM103 179V178H102ZM112 179V178H111ZM158 179H159V177H158ZM171 179H173V178H171ZM22 180V179H21ZM67 180V179H66ZM75 180H77V178L75 179ZM88 180H89V182H88ZM92 180V179H91ZM154 180V179H153ZM156 180V179H155ZM160 180H162V179H160ZM159 180V181H160ZM166 180H167V178H166ZM74 181V180H73ZM83 181V180H82ZM95 181V180H94ZM93 180H92V186H93V182H94ZM98 181V180H97ZM108 181V180H107ZM164 181V180H163ZM168 182H170V178H169V180H167ZM173 181V180H172ZM77 182V181H76ZM85 182V181H84ZM119 182V181H118ZM158 182V181H157ZM162 182V181H161ZM160 182V183H161ZM166 182V181H165ZM167 182V183H168ZM75 182H73V184H74ZM79 183V182H78ZM160 183H158V184H160ZM94 184H96V183H94ZM157 184V183H156ZM157 184V185H158ZM163 184V183H162ZM166 184V183H165ZM31 185V184H30ZM34 185V184H33ZM169 185H171V183H169L168 185H166V186H169ZM59 186V185H58ZM82 186V185H81ZM86 186V185H85ZM88 186V187H89ZM91 186V187H92ZM93 186V187H94ZM151 186H155V187H151ZM160 186V185H159ZM162 186H164V185H162ZM166 186H165V188H166ZM35 187V186H34ZM84 187V186H83ZM151 187V188H150ZM3 188V189H2ZM37 188V187H36ZM60 187H58V189H59ZM158 188V189H157ZM162 188V187H161ZM167 189V188H166ZM165 189V190H166ZM37 190V189H36ZM79 190V191H78ZM207 190V189H206ZM17 191V192H18ZM26 191V190H25ZM32 192H33V190H32ZM63 192V191H62ZM204 192V191H203ZM28 193V192H27ZM59 193H61V192H59ZM65 193V192H64ZM67 193V194H68ZM162 193V194H161ZM37 194H38V192H37ZM19 195V194H18ZM25 195V194H24ZM64 195V194H63ZM167 195V194H166ZM5 195H2V197H4ZM52 196V197H51ZM68 196V195H67ZM84 196H86V197H84ZM127 196V197H126ZM163 196V197H162ZM169 196V195H168ZM6 197H7V195H6ZM6 197H4V199H6ZM36 197V196H35ZM59 197V199L61 198V196H58ZM64 197V196H63ZM63 197H62V200H60L61 201V205H59V206H55L54 204H52V203H54L55 201H53L51 204L52 205H54L55 207H57V210H59V209H61V207L62 206H66V207H68L69 208V206H71V204L72 203H68L67 202V200H64L63 199ZM166 198H167V196H165ZM172 196H170V198H171ZM174 197V196H173ZM182 197V196H181ZM185 197V196H184ZM183 197V198H184ZM45 198V197H44ZM87 198V199H88ZM166 198H165V200H166ZM187 198V200H188V197H186ZM49 199H47L48 201H49ZM53 199V200H52ZM68 199V198H67ZM81 199V200H80ZM88 199V200H89ZM23 200V199H22ZM58 200V199H57ZM97 200V201H96ZM132 200H131V202H132ZM186 200V199H185ZM67 203H66V202ZM164 201V200H163ZM173 201V200H172ZM188 201H190V200H188ZM57 202V201H56ZM169 202V201H168ZM167 202V203H168ZM184 202V201H183ZM43 203H44V201H43ZM169 203H171V202H169ZM173 203V202H172ZM186 204H187V201L185 202ZM189 203V202H188ZM57 204V203H56ZM230 204V203H229ZM16 201H15V198L14 197H12V196H9L7 199H6V205H2L1 203H0V216H1V214H2V212L4 211L5 212V210H9V209H11L10 211L12 212V210H15L16 209ZM24 205V204H23ZM32 205V206H31ZM31 205L29 204L27 207H28V209L30 210V207H34V205H33V203H31ZM160 206L161 208H160V210H159V212H154L153 211V207L152 206ZM177 205V204H176ZM189 205V204H188ZM25 206V205H24ZM40 206V205H39ZM43 206V205H42ZM51 206V205H50ZM78 207L80 206V205H77ZM130 206V205H129ZM180 206V205H179ZM182 206H183V204H182ZM187 206V205H186ZM185 206V207H186ZM26 207V208H27ZM55 207H54V210H55V214H58L57 212L58 211H56V209H55ZM78 207L77 208H75V204H74V209H78ZM81 207V206H80ZM80 208L81 210H83V208ZM169 207H171V206H169ZM174 207V206H173ZM63 208V207H62ZM72 208H73V206H72ZM90 208H92V207H90ZM177 208V207H176ZM175 208V209H176ZM179 208V207H178ZM181 209H184L183 207H180ZM179 208V209H180ZM52 209V208H51ZM64 209V208H63ZM70 209V208H69ZM79 209V210H80ZM89 209V208H88ZM87 209V210H88ZM178 209V210H179ZM22 210V209H21ZM62 210V209H61ZM78 210V211H79ZM86 210V211H87ZM177 210V211H178ZM190 211L189 209H186V210H184L183 212H182V217H181V220L183 221L182 223L183 224H186V222H188L189 220H190V218L192 217H190V215H189V213L190 212H188V211ZM64 211V210H63ZM67 211V210H66ZM73 211V210H72ZM107 211V212H106ZM158 211V210H157ZM8 212V211H7ZM6 212V213H7ZM15 212V211H14ZM53 212V211H52ZM71 212V211H70ZM83 212H85V211H79L78 213H83ZM119 212V211H118ZM179 212V211H178ZM32 213V212H31ZM60 213V212H59ZM77 213V214H78ZM113 213V212H112ZM121 213V212H120ZM126 213V212H125ZM127 213H128V211H127ZM231 213V212H230ZM64 214V213H63ZM60 215L61 216V220L63 221V222H65V224H66V222L67 221H69L68 223H71V222H74V221H76L75 220V217L74 216H76V215H74L73 216V214H70L69 212H67V213H65L64 215ZM107 214H110V212H108ZM123 214V213H122ZM169 214H172L171 212L169 213ZM176 214H178V213H176ZM7 215H9V214H7ZM31 215V214H30ZM29 215V216H30ZM78 215H80V214H78ZM77 215V216H78ZM95 214H93V217L94 216H96ZM116 215V214H115ZM119 215V214H118ZM125 215V214H124ZM131 215V214H130ZM137 215V216H136ZM175 215V214H174ZM17 216V215H16ZM56 216V215H55ZM109 216V215H108ZM107 216V219L110 217H108ZM126 216V215H125ZM129 216V215H128ZM175 216H177V215H175ZM174 216V217H175ZM196 216V215H195ZM59 217V216H58ZM115 217V216H114ZM121 217V216H120ZM133 217V216H132ZM171 217H173V216H171ZM55 218V217H54ZM78 218V217H77ZM105 218H106V216H105ZM121 218H124V216H122ZM129 218H131V217H129ZM129 218H127V220L129 219ZM169 218V217H168ZM241 218V217H240ZM10 219V218H9ZM14 219V218H13ZM125 219V218H124ZM19 220V219H18ZM23 220V219H22ZM35 220V219H34ZM131 220H132V218H131ZM135 220V219H134ZM162 220V221H161ZM194 220V219H193ZM12 221V220H11ZM26 221V220H25ZM117 221V220H116ZM133 221V220H132ZM136 221V220H135ZM191 221V220H190ZM9 222V221H8ZM16 222H17V220H16ZM20 222V221H19ZM28 222H30V221H28ZM62 222V223H63ZM36 223V222H35ZM38 223V222H37ZM97 223V222H96ZM100 223V222H99ZM110 223V222H109ZM114 222H112V224H113ZM125 223V222H124ZM132 223V222H131ZM135 223V222H134ZM144 223V222H143ZM167 223V222H166ZM174 223H176V224H174ZM256 223V222H255ZM54 224V223H53ZM64 224V223H63ZM76 224V223H75ZM93 224V223H92ZM102 224V223H101ZM103 224H104V220H103ZM119 224H120V222H119ZM122 225H123V223H121ZM188 224V223H187ZM247 224V223H246ZM260 224V223H259ZM7 225V224H6ZM18 225V224H17ZM100 225V224H99ZM118 225V224H117ZM132 225V224H131ZM245 225V224H244ZM30 226V225H29ZM67 226V225H66ZM76 226V228L78 229V225L76 224L75 225ZM90 226V225H89ZM114 226V225H113ZM120 226V225H119ZM185 226V225H184ZM32 227V226H31ZM41 227V226H40ZM61 227V226H60ZM63 227V226H62ZM68 227H70V226H68ZM72 227V226H71ZM91 227V226H90ZM103 227V226H102ZM110 227V226H109ZM121 227V226H120ZM131 227V226H130ZM161 227V228H160ZM178 227H180V225H178ZM185 227H188V226H185ZM184 227V228H185ZM191 227V226H190ZM222 227H223V224H219V229H222ZM21 228V227H20ZM24 228V227H23ZM58 228H59V226H58ZM74 228V227H73ZM97 228V230H98V227H96ZM100 228H101V226H100ZM104 228V227H103ZM105 228H108V227H106L105 226ZM104 228V229H105ZM114 228V227H113ZM117 228V227H116ZM124 228H125V226H124ZM123 228V229H124ZM142 228H144V227H142ZM193 228V227H192ZM199 228H200V226H199ZM24 229H26V228H24ZM51 229V228H50ZM95 229V228H94ZM104 229H102L101 230V232L104 230ZM122 229V228H121ZM137 229V228H136ZM180 229V228H179ZM183 229V228H182ZM190 229V228H189ZM55 230V229H54ZM112 230V229H111ZM115 230V229H114ZM119 230H120V228H119ZM175 230H178V228L177 229H175ZM192 230V229H191ZM45 231V230H44ZM61 231V230H60ZM59 231V232H60ZM68 231V230H67ZM71 231V230H70ZM75 231V230H74ZM80 231V230H79ZM107 231H109V229L107 230ZM122 231V230H121ZM182 231V230H181ZM190 230H187V228L186 229H184V231H183V233L182 232H180V234L178 233V238H181V237H183V234H186V236H187V234L188 233H190L189 232ZM34 232V231H33ZM43 232V231H42ZM47 232V231H46ZM50 232V231H49ZM48 232V233H49ZM54 232V231H53ZM73 232V231H72ZM96 232V231H95ZM94 232V233H95ZM98 232V231H97ZM97 232L95 233V235L97 234ZM111 232V231H110ZM117 232H118V230H117ZM123 232H124V230H123ZM128 232V231H127ZM132 232V231H131ZM138 232V231H137ZM141 232H142V229H141ZM52 233V232H51ZM63 233V232H62ZM103 233V232H102ZM112 233V232H111ZM113 233H114V231H113ZM129 233V232H128ZM4 234H6L7 235V233H4ZM12 234V233H11ZM58 234V233H57ZM56 234V235H57ZM66 234V233H65ZM70 234V233H69ZM68 234V235H69ZM74 234V233H73ZM84 234V233H83ZM91 234H93V233H91ZM118 234V233H117ZM124 234V233H123ZM127 234V233H126ZM141 234V233H140ZM139 234V235H140ZM144 234V233H143ZM36 235V234H35ZM54 235V234H53ZM63 235V234H62ZM79 235H80V233H79ZM99 235V234H98ZM106 235V234H105ZM104 235V236H105ZM114 235V234H113ZM125 235V234H124ZM139 235H138V237H139ZM176 234H174V237H176L175 236ZM188 235H190V234H188ZM18 236V235H17ZM70 236V235H69ZM74 236V235H73ZM86 236V235H85ZM170 236V237H171ZM55 237V236H54ZM57 237H59V236H57ZM78 237H80V236H78ZM78 237H76V238H78ZM82 237V236H81ZM89 237V236H88ZM99 237V236H98ZM105 237H107V236H105ZM136 237V236H135ZM170 237L168 238V239H170ZM173 237V236H172ZM15 238V237H14ZM24 238V237H23ZM97 238V237H96ZM140 238V237H139ZM138 238V239H139ZM177 238V239H178ZM191 238H192V236H191ZM194 238V237H193ZM192 238V239H193ZM1 239V238H0ZM18 239V238H17ZM99 239V238H98ZM102 239V238H101ZM134 239V238H133ZM188 239V238H187ZM205 239V238H204ZM51 240V239H50ZM49 240V241H50ZM87 240V239H86ZM92 240V239H91ZM105 240H106V238H105ZM104 240V241H105ZM203 240V239H202ZM43 241V240H42ZM46 241V240H45ZM112 241V240H111ZM120 241V240H119ZM134 241V240H133ZM168 241H170V240H168ZM193 241V240H192ZM0 242H2V243H5L6 244V249L3 251V248H0V264H18L19 262H17L18 260H17V252H15V245L13 246L12 245V243H11V241L9 240V239H5V240H0ZM30 242V241H29ZM107 243H108V241H106ZM110 242V241H109ZM121 242V241H120ZM197 242V241H196ZM202 242V241H201ZM14 243V242H13ZM168 243V242H167ZM195 243V242H194ZM213 243V242H212ZM216 243H218V242H216ZM49 244V243H48ZM111 244V243H110ZM115 244H116V241H115ZM172 244H174V243H172ZM178 244V247L177 248H179L180 249V252H178L179 250H173V251H171V253H172V255H174V259H178V262H177V264H190V260H188V256L187 255H189V254H187V252H189V249H190V243L189 242H185V240L184 239H182V240H179V242L177 243ZM204 244V243H203ZM221 244V243H220ZM0 245H2V244H0ZM51 245H53L52 243H51ZM95 245V244H94ZM106 245V244H105ZM112 245H114V244H112ZM118 245V244H117ZM122 245V244H121ZM161 245H162V243H161ZM192 245V244H191ZM198 245V244H197ZM200 245V244H199ZM217 245V244H216ZM216 245H215V247H216ZM4 246V245H3ZM54 246H56V245H54ZM96 246V245H95ZM94 246V247H95ZM101 246V245H100ZM116 246V245H115ZM168 246V245H167ZM206 246V245H205ZM209 246V245H208ZM226 246V245H225ZM63 247V246H62ZM107 247V246H106ZM122 247V246H121ZM160 247H162V246H160ZM204 247V246H203ZM212 247V246H211ZM219 247V246H218ZM36 248V247H35ZM49 248V247H48ZM99 248V247H98ZM97 248V249H98ZM113 248V247H112ZM126 248H128V247H126ZM139 248V247H138ZM223 248V247H222ZM226 249H227V246L225 247ZM228 248H229V246H228ZM250 248V247H249ZM41 249V248H40ZM43 249V248H42ZM60 249V248H59ZM104 249V248H103ZM115 249H116V247H115ZM149 249V250H150ZM159 249V248H158ZM161 249V248H160ZM163 249V248H162ZM196 249V248H195ZM199 249V248H198ZM202 249V248H201ZM221 249V248H220ZM233 249V248H232ZM240 249V248H239ZM54 250H56V249H54ZM92 250H94L93 248H92ZM99 250V249H98ZM119 250H120V248H119ZM157 250V249H156ZM165 250V249H164ZM169 250V249H168ZM167 250V251H168ZM50 251V250H49ZM102 251H104V250H102ZM117 251V250H116ZM123 251V250H122ZM143 251V250H142ZM155 251V250H154ZM48 252V251H47ZM153 252V251H152ZM192 252H194V251H192ZM215 252H217V251H215ZM222 252V251H221ZM225 252H226V250H225ZM224 252V253H225ZM231 252V251H230ZM240 252V251H239ZM35 253V252H34ZM101 253V252H100ZM135 253V252H134ZM148 253V252H147ZM157 253H159V252H157ZM220 253V252H219ZM238 253V252H237ZM59 254V253H58ZM99 254V253H98ZM113 254V253H112ZM140 254V253H139ZM146 254V253H145ZM149 254V253H148ZM152 254H154V253H152ZM160 254H162V253H160ZM178 254V255H177ZM228 254V253H227ZM240 254V253H239ZM238 254V255H239ZM42 255V254H41ZM55 255V254H54ZM57 255V254H56ZM92 255V254H91ZM236 255V254H235ZM251 255H252V253H251ZM58 256V255H57ZM129 256H131V255H129ZM192 256V255H191ZM215 256V255H214ZM233 256V255H232ZM242 256H243V254H242ZM241 256V257H242ZM16 257V258H15ZM51 257V256H50ZM56 257V256H55ZM59 257V256H58ZM61 257V256H60ZM134 257V256H133ZM143 257V256H142ZM150 256H146V258L144 257V258H142V261H140V264H144V262H145V260H148V258H149ZM209 257V256H208ZM231 257V256H230ZM235 257V256H234ZM29 258V257H28ZM63 258V257H62ZM141 258V257H140ZM192 258H194V257H192ZM50 259V258H49ZM114 259V258H113ZM134 259V258H133ZM155 259V258H154ZM173 259V258H172ZM206 259V258H205ZM211 259V258H210ZM215 259H216V257H215ZM226 259V258H225ZM224 259V260H225ZM233 259V258H232ZM248 259V258H247ZM51 260V259H50ZM91 260V259H90ZM95 260V259H94ZM151 260V259H150ZM153 260V259H152ZM230 260V259H229ZM249 260H250V258H249ZM49 261V260H48ZM92 261V260H91ZM127 261V260H126ZM217 261V260H216ZM238 261V260H237ZM53 262V261H52ZM241 262V261H240ZM95 263V262H94ZM151 263H152V261H151ZM150 263V264H151ZM155 263V262H154ZM195 263V262H194ZM205 263H207V262H205ZM220 263V262H219ZM222 263V262H221ZM37 264V263H36ZM93 264V263H92ZM147 264V263H146ZM217 264V263H216Z\"/></svg>",
    "mask_w": 264,
    "mask_h": 264
}]
</instances>
